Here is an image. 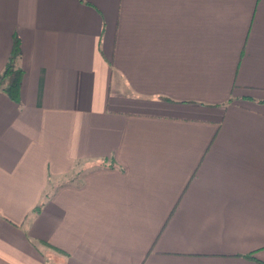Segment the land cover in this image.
<instances>
[{
	"label": "crops",
	"instance_id": "0c3cea01",
	"mask_svg": "<svg viewBox=\"0 0 264 264\" xmlns=\"http://www.w3.org/2000/svg\"><path fill=\"white\" fill-rule=\"evenodd\" d=\"M13 34L0 264L264 263V0H0V72Z\"/></svg>",
	"mask_w": 264,
	"mask_h": 264
},
{
	"label": "trees",
	"instance_id": "16d2710c",
	"mask_svg": "<svg viewBox=\"0 0 264 264\" xmlns=\"http://www.w3.org/2000/svg\"><path fill=\"white\" fill-rule=\"evenodd\" d=\"M19 56V39L16 34H13L11 49L7 61L4 65V68L0 72V89L3 90L7 96L15 102H19V88L23 75V69L17 65ZM41 207L42 201L34 207L33 212H38ZM244 256L247 258H252L250 254ZM259 263L264 264L263 262Z\"/></svg>",
	"mask_w": 264,
	"mask_h": 264
}]
</instances>
